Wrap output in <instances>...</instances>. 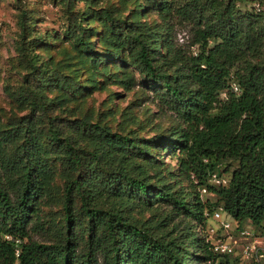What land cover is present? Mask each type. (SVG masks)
I'll return each instance as SVG.
<instances>
[{
	"label": "trees",
	"instance_id": "16d2710c",
	"mask_svg": "<svg viewBox=\"0 0 264 264\" xmlns=\"http://www.w3.org/2000/svg\"><path fill=\"white\" fill-rule=\"evenodd\" d=\"M61 1L69 11L66 31L89 52L81 23L85 15L71 11L73 0ZM147 1L159 23L149 25L138 13L128 22L112 9L105 11L109 46L127 54L153 85L160 113L176 122L154 144L176 158L178 174L201 187L220 163H236L228 185L207 186L216 195L214 203L198 195L188 202L191 193L174 190L170 183L159 185L160 177L151 193L154 177L148 170L157 162L146 153L147 144L88 114L61 116L65 97H49L45 89L72 90L73 83L27 53L41 39L22 41L23 82L4 91L27 113L10 116L0 127V264H240L213 253L206 241L208 216L219 204L264 235L261 16L239 8L253 0ZM21 21L26 29L25 13ZM178 26L187 28V46L176 41ZM121 84L131 89L132 79L124 76ZM141 155L144 162L137 161ZM50 159L62 170L63 223L52 240H38L34 233L51 230L39 215V205L50 202ZM156 202L168 207L151 220L138 224L130 216L131 209L142 213Z\"/></svg>",
	"mask_w": 264,
	"mask_h": 264
},
{
	"label": "rangeland",
	"instance_id": "374dc122",
	"mask_svg": "<svg viewBox=\"0 0 264 264\" xmlns=\"http://www.w3.org/2000/svg\"><path fill=\"white\" fill-rule=\"evenodd\" d=\"M239 8L243 12L260 15V23L264 25V0L239 4ZM107 9H112L115 17L128 22L132 21V15L138 13L140 19L149 25L159 23L156 11L147 0H73L71 11L85 15L81 23L87 29V39L90 43V50L86 52L66 31L69 11L61 0H0V127L5 126L10 116L27 113V110L17 108L6 95L4 88L10 87L13 90L22 84L25 69L20 59V45L22 41L38 37L41 44L27 53H35L38 64H44L49 71L56 74L68 76L73 83L72 90L55 86L45 89L49 97H65V104L62 110L58 111L61 116L80 117L88 114L93 121H100L113 131L129 133L138 141L147 144L146 153L157 162L156 168L148 170L154 177L150 180L153 187L151 193L160 177L162 180L158 181L159 185L170 183L174 190L182 189L185 193H191L187 198L188 202L198 195L202 201L214 203L216 195L210 192L207 186H218L208 179L201 187L196 186V181L190 184L178 174L176 158L154 144L156 140L166 138L167 129L176 122L168 114L160 113L156 102H153V85L138 74L127 54L123 51L114 52L109 46L108 39L111 34L105 19ZM23 13L27 17L26 29L21 21ZM175 37L178 44L187 46V28L178 26ZM190 49L194 50V47ZM103 56L109 59L99 64L93 60ZM124 76L132 79L131 89H126L121 84ZM144 158L141 155L137 157V161H143ZM50 166L54 172V180L49 189L50 202L39 205V215L45 225H51V230L49 234H43L41 231L34 233L33 238L38 240H52V235L61 232L63 223L62 170L52 159ZM236 166V163L222 162L217 173L229 176ZM202 187L206 188L205 193L202 192ZM166 207L167 204L156 202L150 204L142 213L131 209L130 216L141 224L151 220L154 214ZM241 224L254 234L264 236L250 221L244 220ZM207 225L214 227L216 223L208 219ZM245 264H264V260L250 259Z\"/></svg>",
	"mask_w": 264,
	"mask_h": 264
},
{
	"label": "built area",
	"instance_id": "2783aa9c",
	"mask_svg": "<svg viewBox=\"0 0 264 264\" xmlns=\"http://www.w3.org/2000/svg\"><path fill=\"white\" fill-rule=\"evenodd\" d=\"M234 91L237 87L231 84ZM226 96V91L221 92V97ZM208 180L215 186L226 187L229 183V176L219 175L217 171L209 175ZM202 192L206 188L202 187ZM207 215V214H206ZM209 220L215 221L216 225H206V241L210 245L213 253L219 256H227L230 260H236L240 264H245L250 259L264 260V236L254 234L252 231L245 229L242 224L231 217L222 207L217 205L209 214ZM5 239H11L9 235ZM15 243L19 240L15 239ZM18 249H16V255Z\"/></svg>",
	"mask_w": 264,
	"mask_h": 264
}]
</instances>
